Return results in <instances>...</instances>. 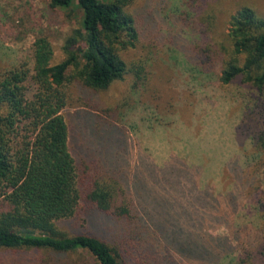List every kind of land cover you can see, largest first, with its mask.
Returning a JSON list of instances; mask_svg holds the SVG:
<instances>
[{
	"label": "trees",
	"instance_id": "obj_1",
	"mask_svg": "<svg viewBox=\"0 0 264 264\" xmlns=\"http://www.w3.org/2000/svg\"><path fill=\"white\" fill-rule=\"evenodd\" d=\"M135 1L51 0L54 8L82 11L80 26L64 39L65 57L53 63L52 41L36 35L33 67L22 62L0 72V264H13L6 254L30 251L45 254L41 264L72 255L82 264H264V196L256 203L251 198L246 165L215 171L222 180L216 185L201 161L209 152L188 150L184 139L177 146L174 134L160 155L133 146L139 154L145 148L147 164L129 150V132L120 123L134 107L130 101L150 92L144 64L124 56L145 37L143 16L130 9ZM208 27L202 25L195 46L198 70L215 72L223 84L242 76L263 89L264 18L251 6L232 14L233 55L224 61L210 46ZM128 74V99L105 105L98 93ZM75 82L87 108L76 114L87 117L97 137L96 154L79 163L64 114ZM158 115L150 113V129L172 128L174 121ZM184 182L195 189L186 203L180 200ZM185 205L192 206L186 212L204 208L206 215L190 224L183 220ZM72 220L85 221V229L72 230ZM221 225L227 234H214Z\"/></svg>",
	"mask_w": 264,
	"mask_h": 264
},
{
	"label": "rangeland",
	"instance_id": "obj_2",
	"mask_svg": "<svg viewBox=\"0 0 264 264\" xmlns=\"http://www.w3.org/2000/svg\"><path fill=\"white\" fill-rule=\"evenodd\" d=\"M243 6H251L264 18V0H136L130 9L143 16L145 37L138 47L124 56L129 63L144 64L148 79L143 85L150 92L130 101L134 107L126 111L120 124L129 132L132 155L137 153L135 145L150 146L160 155L167 149L165 140H171L173 134L181 140L175 143L177 146L184 139L190 146L188 150L200 147L214 154L202 153L201 161L205 176L216 185L222 180L215 171L225 165L232 169L246 165L252 175L250 196L256 203V198L264 196V144L263 140L258 141L259 135L264 138V88L258 89L243 81L242 76L223 84L215 72L202 74L195 58V46L200 42L199 31L203 24H208L210 46L214 45L223 54V61L233 55L229 21ZM81 12L79 8L72 11L54 8L51 0H0V72L22 62L33 67L31 46L36 35L41 34L47 35L54 45L53 63L62 60L64 39L72 28L80 26ZM132 80L128 74L125 79L101 90L98 97L105 105L124 102L130 95ZM68 89L69 103L64 114L70 125V148L79 163L96 154L97 137L87 127V117L76 114V111L87 109L78 83L71 84ZM154 109L164 121H174L168 125L174 130L166 126L149 128L151 124L147 119ZM144 149L137 154L143 155L140 158L147 164L148 152ZM246 155L249 156L247 164L244 163ZM183 185L186 189L180 200L186 203L195 189L190 182ZM179 194V190L174 192L175 196ZM254 205L251 203L252 213L256 211ZM187 206L190 205L183 207V220L192 219L190 224H195V217L206 215L204 208L186 212ZM70 226L72 230L85 229L86 222L72 220ZM191 228L194 227L184 229ZM213 233L226 235L227 228L221 225ZM196 252L195 249L187 250L191 255ZM44 255L41 251H30L5 256H9L13 264H41ZM80 259L78 255L59 257L58 264H82Z\"/></svg>",
	"mask_w": 264,
	"mask_h": 264
}]
</instances>
